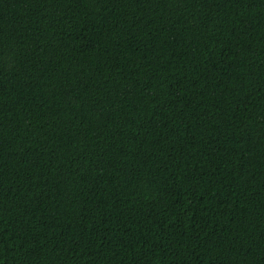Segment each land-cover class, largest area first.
I'll use <instances>...</instances> for the list:
<instances>
[{"label": "trees", "instance_id": "obj_1", "mask_svg": "<svg viewBox=\"0 0 264 264\" xmlns=\"http://www.w3.org/2000/svg\"><path fill=\"white\" fill-rule=\"evenodd\" d=\"M0 264H264V0H0Z\"/></svg>", "mask_w": 264, "mask_h": 264}]
</instances>
